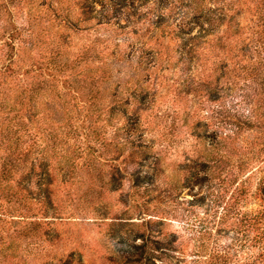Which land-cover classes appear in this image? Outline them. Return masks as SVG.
<instances>
[{"label": "rangeland", "instance_id": "374dc122", "mask_svg": "<svg viewBox=\"0 0 264 264\" xmlns=\"http://www.w3.org/2000/svg\"><path fill=\"white\" fill-rule=\"evenodd\" d=\"M130 1L0 0V99L37 74L27 138L54 153L46 199L33 173L0 179V264H139L153 240L156 264H264V0H206L223 10L196 50L173 0Z\"/></svg>", "mask_w": 264, "mask_h": 264}, {"label": "trees", "instance_id": "16d2710c", "mask_svg": "<svg viewBox=\"0 0 264 264\" xmlns=\"http://www.w3.org/2000/svg\"><path fill=\"white\" fill-rule=\"evenodd\" d=\"M120 1V5L118 2L114 0H107L108 5L111 7L113 5H118L116 7L117 10H121L125 8V11H128L126 7L131 6L130 0H117ZM170 1V0H169ZM131 2V1H130ZM155 4L161 6L163 1L154 0ZM89 3V2H88ZM144 3L140 4L141 6ZM89 7V5L85 6ZM90 13H93L94 7L90 5ZM222 8L220 4L214 1L213 3H208L206 0H173L170 2V12H173L174 15L178 16L179 20L173 26V32H177V38L182 39L183 35H187L190 33V29L193 26H197V32L191 36V41L189 48L196 50L199 46V40H201V36L204 32L211 30V28H204V23L209 24V26L213 25L215 21L219 20L220 13H222ZM148 13L151 19H156L159 23V19L163 16V14H155ZM95 18V17H93ZM150 18L148 20H150ZM33 28L32 25H29L25 28V35H21V30L13 27L11 33L12 40V49L17 51V49H21L24 43L28 44L29 38L33 37ZM20 41V46L18 48L17 40ZM15 42V43H14ZM187 44V43H185ZM16 54V52H15ZM13 65V64H12ZM11 70L14 76L17 74L15 71V67L11 66ZM34 73V70H28L27 72ZM35 76V79H34ZM21 79L14 81L15 92L13 94L14 98L11 102V98L4 99L1 97L0 99V179L6 180H14L16 179H24L29 174L36 175L35 179L37 181V185L39 190L42 191L45 195L43 197L46 199L47 188L51 187L53 182V172L51 170V163L48 162L46 156L52 157L54 153H51L50 148L48 149V145H45L44 149L37 150L34 148L35 141L30 142L27 138L30 134L29 125L31 120L40 122L43 120V117L40 118L39 115L35 114L36 105H33V101L36 102L40 96L41 89L43 88L40 84L41 81L37 80V74H31V81L26 82V84L19 83ZM11 102V103H10ZM29 116V118H28ZM53 122V121H52ZM45 128L50 129L51 133V142L55 143V133H53L52 127L50 125ZM49 139V138H48ZM54 149V146L51 147V150ZM26 192V188L23 189ZM262 198L264 201V186L261 187ZM9 201L13 200L18 204L21 202L22 195L19 193L11 192L9 195L5 196ZM259 216L252 215L246 217V220L249 224H257L260 221ZM258 228L263 229V227L259 226ZM263 232H259L258 234H262ZM153 245L147 244L145 241L135 246L138 251L136 256V260H138L139 264H156L153 260V255L156 254L157 251H164L171 249L168 245H163L160 240H153ZM203 249V245H200L198 251ZM202 251V250H201ZM216 251V256L221 260L222 264L225 263L224 255L225 252ZM215 257V255H214ZM251 264H259L258 262L253 260Z\"/></svg>", "mask_w": 264, "mask_h": 264}]
</instances>
